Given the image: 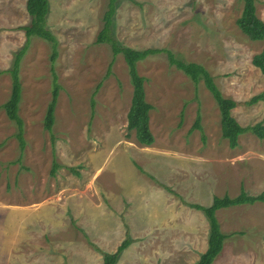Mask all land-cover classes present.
I'll use <instances>...</instances> for the list:
<instances>
[{"label":"rangeland","instance_id":"1","mask_svg":"<svg viewBox=\"0 0 264 264\" xmlns=\"http://www.w3.org/2000/svg\"><path fill=\"white\" fill-rule=\"evenodd\" d=\"M109 1L49 0L46 26L58 39V55L53 62L52 43L32 36L22 58V149L17 125L2 105L12 91L9 71L27 42L21 27L30 24L31 16L27 0H0V250H8L0 253V264H19L10 249L15 224L21 220L13 204L42 203L63 185L69 192L76 187L87 191L88 183L91 191H102L120 162L132 154L131 148L145 151L139 147L146 146L164 153L158 160L147 155L140 160L143 172L164 174L170 190L186 199L189 185L205 178L221 196H237L241 188L249 194L264 190V138L245 132L239 145L231 148L221 135L219 107L204 81L195 84L166 52L137 63L139 74L146 78V99L153 106L150 127L155 136L151 145L138 142L135 131L128 129L133 85L127 62L120 53L110 67L111 45L96 42ZM243 4V0H118L112 31L122 45L166 48L178 59L202 64L223 95L239 102L233 115L243 126L264 123V102L244 103L264 93V73L252 63L264 41L251 40L238 26ZM256 7L264 20V0H256ZM53 70L60 89L50 132L44 120L52 99ZM198 112L201 128H194ZM54 162L59 168L53 174ZM98 166L102 168L96 171ZM123 177V187L130 188ZM231 208L224 211L221 222L222 231L232 235L213 264H264V202ZM38 209L27 213L24 224L30 218L42 222L61 216L48 204ZM78 225L70 211L69 264H103L101 251L114 252L118 246L95 244L93 237L77 243ZM25 231L22 228V235ZM208 235V223L201 231L163 230L156 240L129 245L117 264H194L208 246ZM40 240L45 242L41 233Z\"/></svg>","mask_w":264,"mask_h":264},{"label":"crops","instance_id":"2","mask_svg":"<svg viewBox=\"0 0 264 264\" xmlns=\"http://www.w3.org/2000/svg\"><path fill=\"white\" fill-rule=\"evenodd\" d=\"M139 148H145V151L142 149L134 151L131 148L132 154L120 162L115 169L116 174L111 175L110 181L102 185V191H91L88 183L85 184L87 191L76 187V190L72 189L69 192V187L63 185L59 190L49 193L48 198L42 203L32 201L30 205L25 202L13 204V210L21 212L19 213L21 220L15 224L16 237L13 238V246L10 247L14 254L13 258H16L19 264H69L70 211L74 213L77 221H80V226L78 225L80 239L76 242L81 244L89 237H93L95 244L117 247L129 235L132 237L131 244H136L146 238L158 239L163 230H203L206 223L209 224L208 218L203 210L191 204L209 206L215 196H221L212 181L205 178L203 182L191 183L194 185H189L191 194L186 199L180 192L170 190L161 177L164 174L143 172L140 160L146 155L158 160L159 154L164 153L152 152L150 151L152 147ZM101 168L98 166L96 171ZM123 176L129 180L130 188L123 187V183L126 182ZM45 204L55 207L57 212L59 210L60 218L41 220L42 222L30 218L24 224L27 213H37L38 208ZM231 207L220 208L216 212L221 229L223 227L221 217L224 211L234 208ZM43 226H47V230L43 231ZM22 228L26 230L24 235L21 232ZM40 233L44 235V243L40 240ZM74 236L77 238V233L74 232ZM0 253L4 254L5 249L2 248ZM139 259L145 260L141 256Z\"/></svg>","mask_w":264,"mask_h":264},{"label":"trees","instance_id":"3","mask_svg":"<svg viewBox=\"0 0 264 264\" xmlns=\"http://www.w3.org/2000/svg\"><path fill=\"white\" fill-rule=\"evenodd\" d=\"M118 0H110L108 9L104 15V26L98 34L97 43L107 42L112 47L113 59L110 67L115 61L118 54L122 53L131 76L133 85V95L131 106L129 108L128 129L134 130L138 142L144 145H151L155 141V136L150 127V111L153 108L152 104L146 99L145 80L146 78L139 74L137 63L145 59L151 54L166 52L172 64H175L178 69L182 70L195 84L201 80L204 81L206 87L211 92L216 100L220 116H221V135L226 138L231 148H236L239 145L240 136L245 132H252L259 138H264V123L258 122L253 125L243 126L233 115V109L238 106L239 102L231 97H225L213 76L202 64L197 62H185L178 59L175 54L166 48L148 47L144 49H135L129 46L120 44L113 34V18L117 9ZM244 6L241 16L237 19V24L240 29L251 39L264 41V20L257 13L256 0H243ZM27 11L31 16L30 24L24 25L21 28L25 31L27 42L16 54L13 67L10 69L12 77V91L9 99L2 105L7 116L16 123L18 132L16 135L20 139V145L23 149L25 146L24 140V121L20 116V103L22 100V83L20 80V65L23 56L30 46L32 36L41 37L52 43L51 60L54 62L58 55V39L53 32L46 26L47 15L49 13V0H27ZM254 66L259 68L264 73V46L262 50L255 54L252 58ZM54 82L52 99L48 105L45 115L44 125L50 132L53 130L55 122V108L59 96L60 85L57 83V74L53 70ZM259 101L264 102V93L253 95L245 104H254ZM95 99L92 98L91 105H95ZM194 128H201V115L197 114L194 123ZM21 160L19 157L18 161ZM59 168V165L53 164L52 173ZM256 202H264V190L258 194H249L241 188V192L237 196L225 194L223 196H215L213 202L209 206L199 204H191L192 206L203 210L209 221L208 247L200 255V258L194 264H213L215 258L221 253L225 240L231 236V233H225L221 229L220 222L216 212L220 208L230 207L240 204H254ZM132 242L131 238H126L114 252L101 251L103 254L104 264H117L123 250H125Z\"/></svg>","mask_w":264,"mask_h":264}]
</instances>
